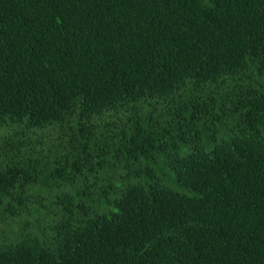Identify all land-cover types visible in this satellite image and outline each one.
I'll return each instance as SVG.
<instances>
[{"label": "trees", "instance_id": "obj_1", "mask_svg": "<svg viewBox=\"0 0 264 264\" xmlns=\"http://www.w3.org/2000/svg\"><path fill=\"white\" fill-rule=\"evenodd\" d=\"M0 229V264H264V0H0Z\"/></svg>", "mask_w": 264, "mask_h": 264}, {"label": "rangeland", "instance_id": "obj_2", "mask_svg": "<svg viewBox=\"0 0 264 264\" xmlns=\"http://www.w3.org/2000/svg\"><path fill=\"white\" fill-rule=\"evenodd\" d=\"M127 165H123V167L119 168L120 170H118L119 172V176L122 175V172L124 171H127ZM158 168L160 170V172L162 174H164V178H163V181L168 184L169 186L171 187H174V188H177V189H180L182 190L183 187H181L178 183H177V180H176V177H175V174L173 172V170L169 169L168 167H165L164 165H159L158 164ZM133 180H137V178H133ZM117 182H122V177L121 179H118ZM2 228V227H1ZM3 230L5 229H0V232H2Z\"/></svg>", "mask_w": 264, "mask_h": 264}]
</instances>
